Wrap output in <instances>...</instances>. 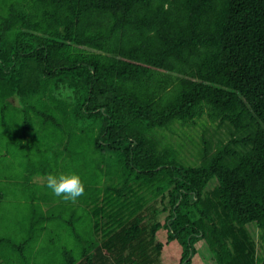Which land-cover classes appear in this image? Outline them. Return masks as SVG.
Returning a JSON list of instances; mask_svg holds the SVG:
<instances>
[{
  "label": "trees",
  "instance_id": "trees-1",
  "mask_svg": "<svg viewBox=\"0 0 264 264\" xmlns=\"http://www.w3.org/2000/svg\"><path fill=\"white\" fill-rule=\"evenodd\" d=\"M200 118L216 132L182 162L161 134ZM0 140L25 198L55 205L0 238V264L46 254L44 229L66 244L49 224L65 215L87 223L66 264H162L161 229L179 264L203 240L217 264H264L248 228L264 231V0H0ZM50 173L82 177L78 208L34 183Z\"/></svg>",
  "mask_w": 264,
  "mask_h": 264
},
{
  "label": "rangeland",
  "instance_id": "rangeland-1",
  "mask_svg": "<svg viewBox=\"0 0 264 264\" xmlns=\"http://www.w3.org/2000/svg\"><path fill=\"white\" fill-rule=\"evenodd\" d=\"M203 119L204 118H200L198 119V123H190L185 127L178 125L174 129L176 132V134L174 135L171 133V130L163 132V135L161 134V137L165 135V142H169V144L178 142L179 144H181L180 147L176 146V148L180 152L178 158L182 162L197 164L198 157L196 156L198 155V152L202 147L204 136H206L207 138H211V135L214 134V131L216 130L215 127L211 124H207L208 129H206L205 124L203 123ZM19 133H16L13 136L14 132L12 134L10 131H8L9 143L13 142L12 144H14V142H17ZM12 136L13 141H10ZM12 149V151H17L18 157L17 155H14L10 158H7L6 156H0V176L2 175L3 178L8 177V179L0 180V192L7 193L5 202L3 203V206L1 205L2 207L0 208V211L3 214L0 216V226H2L0 228V238L9 237L13 240L14 243L20 244L26 238L25 232L27 231V226L29 225L30 220L28 212L26 211V209H23V207H21L19 203L25 191L24 185L26 183L25 175L27 170L24 171L23 169H21V161L24 160H21L22 156L20 155V151L19 149H17V146H13ZM77 165L78 164L75 162L74 166L77 167ZM117 182V180H113L111 177H105L103 186L115 185ZM44 183H47V178ZM47 191L53 194L51 189L43 190V192ZM83 214L85 215L86 213ZM66 217L69 218L68 215L63 216V220L59 216L54 217V219L49 220V224H51L50 227H52V232L55 234V237L58 236L56 232H61L62 235L67 234L65 236L68 238L67 243L64 244L57 242L56 239L55 242L52 243L50 236H48L43 240V242L40 243L41 250L42 248H47V251H43L47 252L46 254H39V252H35L34 247L26 248L23 253L28 259L33 260V264H66L65 259L69 258L70 255H66L65 250H72V257L78 256V245L72 238L71 227H78L79 225H82L83 222L81 219H74V221L67 222L66 220L68 219ZM63 226H66L67 228ZM83 227H87L86 222L83 223ZM248 228L256 241L258 250L257 254L262 257L263 260L264 231L260 230L253 224H249ZM158 240L164 243L162 264H179L181 248L178 243H168L167 231L165 229H161L159 231ZM196 247L198 253L193 259V264H217L213 251L210 249L205 240L199 242ZM40 256L41 258H39ZM8 257H10V259L12 260H15L17 263L21 258L20 251H10Z\"/></svg>",
  "mask_w": 264,
  "mask_h": 264
},
{
  "label": "clouds",
  "instance_id": "clouds-1",
  "mask_svg": "<svg viewBox=\"0 0 264 264\" xmlns=\"http://www.w3.org/2000/svg\"><path fill=\"white\" fill-rule=\"evenodd\" d=\"M47 187L64 200L76 201L83 196L86 185L82 177L77 173H50L47 176Z\"/></svg>",
  "mask_w": 264,
  "mask_h": 264
},
{
  "label": "crops",
  "instance_id": "crops-1",
  "mask_svg": "<svg viewBox=\"0 0 264 264\" xmlns=\"http://www.w3.org/2000/svg\"><path fill=\"white\" fill-rule=\"evenodd\" d=\"M43 182H44V179L42 177H38V178L34 179V183L42 184ZM4 202H5V199L0 202V208L3 206ZM19 203H20V206L23 207V209H26V211L28 212L29 218H33V216L37 217V215H38L40 220L42 218H47L49 211L55 206V205H53L52 202H49L50 204H48L47 202H45V200H40V201L35 202L34 204H31V200H29V198H25L24 195L20 199ZM74 203H75L74 205L77 206V208H78L79 207L78 199L76 201H74ZM62 212H63V210H62ZM0 213H1V211H0ZM1 215H3V214L1 213L0 216ZM89 221L91 222V220H89ZM93 224L94 223H92V225ZM1 227L2 226H0V228ZM30 227H31V225L29 223V225L27 226V231L25 232L26 236H27L28 229ZM43 227H47V223L44 224L43 226L41 225L39 229H42ZM41 231H43V232H41L39 234L40 237L42 239L47 238V235H49L48 231L46 229L41 230ZM42 239L39 240L40 241L39 243H41L43 241Z\"/></svg>",
  "mask_w": 264,
  "mask_h": 264
}]
</instances>
